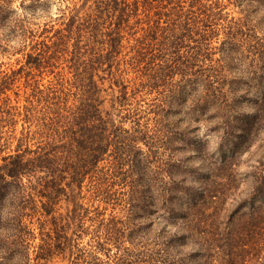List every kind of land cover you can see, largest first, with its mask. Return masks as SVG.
Masks as SVG:
<instances>
[{
    "label": "trees",
    "instance_id": "1",
    "mask_svg": "<svg viewBox=\"0 0 264 264\" xmlns=\"http://www.w3.org/2000/svg\"><path fill=\"white\" fill-rule=\"evenodd\" d=\"M9 1L0 0V6ZM231 2L236 1L80 0L59 28H50L49 37L24 53L17 69L0 76V264H48L56 256L65 264H110L113 249L125 252L116 264H207L211 251L223 264L243 261L241 253L253 234L264 230V0H248L255 24L229 18L224 10ZM1 33L6 42L14 40L10 35L22 34L26 47L27 33L0 7ZM220 34L223 55L212 60V43ZM29 35L31 42L34 35ZM62 57H67V79L56 73L48 86L35 79L45 69L54 73ZM225 70L234 76L227 79ZM124 74L133 75L127 80L131 94L143 99L148 113L183 108L185 125L202 121L213 133L217 146L212 155L219 159L212 157L211 164L217 171L205 173L204 186L187 187L185 177L177 179L174 171L159 169L153 176L141 168L147 157L141 160L139 142L148 139L150 148L158 143L163 152L170 151L160 166L171 167L174 152L184 148L175 145H185L186 133L157 128L158 139L148 136L147 126L140 123L141 104L128 107ZM105 81L112 91L109 110L103 108ZM17 82L24 88L22 107L7 97ZM251 89L261 96L254 113L241 119L235 100ZM19 119L23 125L17 137ZM128 120L131 131L124 128ZM33 125L37 132L31 131ZM172 127L177 128L175 123ZM253 136L258 140L255 153L262 159L250 173L253 195L242 199L234 194L241 182L234 159ZM123 182L132 207L165 211L162 227L155 231L146 226L148 233L155 232L138 248L125 249L130 231L125 235L126 226L118 219L109 220L102 233L104 218H96L103 213L89 217L83 203L84 187L88 200L108 204L116 200L113 187ZM180 198L185 203L174 208ZM244 202H249V220L241 221L245 236L231 230ZM87 218L99 223L93 232L85 227ZM252 246L263 249L264 241L255 240Z\"/></svg>",
    "mask_w": 264,
    "mask_h": 264
},
{
    "label": "rangeland",
    "instance_id": "2",
    "mask_svg": "<svg viewBox=\"0 0 264 264\" xmlns=\"http://www.w3.org/2000/svg\"><path fill=\"white\" fill-rule=\"evenodd\" d=\"M80 0H10L4 7L0 6L3 10H5L6 14L9 17H12L18 21V25H20V28L27 33V37L25 38L27 41L25 42L26 47L22 48L23 43L20 41V37H22V34L20 36H14L13 34L10 35V40L12 41H4L2 37L5 36L4 33H1L0 35V76L4 74H9L11 71L17 69L23 62H24V53L30 52L31 47L34 46L36 43L35 41H40L41 39L45 37H49L52 34V31H50V28H59L60 24L66 18V16L69 13V9H71L74 5L78 4ZM236 2H231L227 5L224 12H227L229 14V18H234L235 20L240 18H248L247 20H250L251 24H255L256 18L255 15L250 8L248 0H235ZM226 2V0H224ZM261 25H259L256 28L257 34L261 35V31L258 30ZM30 34H33L34 37L33 40L30 42ZM15 37V38H14ZM128 37V36H127ZM223 39V35L220 34L217 41L214 40L212 43V46L215 47V49L212 51L214 54H212L211 58L212 60H216L219 58H222V52L220 51L221 41ZM35 43V44H34ZM123 46L128 45V39L124 38L122 42ZM65 59L67 57H62V60H59L57 62L58 68L53 70L54 73L50 74L49 69H45L44 73L41 77H36L35 79H40L39 81H42V85L45 84V86H48L47 84L51 81L52 83L55 82L56 77L67 79L68 78V72L66 69V62ZM56 73H59V75L55 76ZM132 74H129L128 76L124 74V84L128 85L127 94L129 96L128 99V107L136 108L137 104H141V113L142 119L140 120L141 124H145L147 126L148 130V136L154 137L153 140L158 139V136L155 132V129H161L163 131L170 130L171 128L177 130V131H184L186 136V143L185 145L182 144H176L175 147L183 146L184 148L179 149L178 151L174 152V159L175 163L174 166L168 167H161L160 161L161 160H167V156L170 153V151L163 152L164 149H162L157 141L153 142V145L157 146L151 147L147 144L150 140H146L145 142H139L138 146L141 148V152L143 155H141V160H143V156H146L145 161H143L141 168L146 169L145 171H151L153 173V176H155V173L159 171V169H163L162 171H174V175L177 179L181 178V176L185 177L186 186H195L198 185L197 183L202 182L203 186L205 185V173L207 171H217L214 169L215 166H213L211 163H214L213 158H216V161L219 159V156L215 153L212 155L213 152H215L217 141H215V137L212 132L207 131L206 125L202 122H191L189 125H185V122L183 121L185 119L184 114L181 112L183 108L180 110L175 108L170 112H160L159 114L154 113H148L149 109H147V106L145 105V102L142 101L143 99L138 95H132L131 94V84L127 82L128 79L132 78ZM224 76H226L227 79L232 78L234 74L229 71L225 70ZM176 79H180L179 76H177ZM21 87L20 90H18V86ZM108 82L105 81L104 87H106V92H104V97L106 98V102L103 104V108L105 110H109L108 107V99L110 98L111 90L107 89ZM114 94L118 95V87L113 86ZM7 97L11 100V103H15L16 100H18L17 105L19 107L24 106V88L23 84L20 82H17L15 85H13L11 91L7 93ZM242 98L238 101L235 100L237 103L235 112L239 113V116L242 115L241 119L245 116H251L254 113L255 109V101L261 96L258 94L257 91L251 89L248 92L241 94ZM148 101V99H147ZM176 107V103L172 106ZM39 106L37 107V109ZM169 110V109H168ZM179 110V111H178ZM156 121H161V124H156ZM167 120L169 124H165V121ZM23 121L21 119L18 120L16 125V133L17 137H19V131L22 128ZM172 123L176 124L177 128L172 127ZM159 125V126H158ZM237 125V124H235ZM26 126V124H24ZM132 123L128 121L124 122V128L130 129L132 127ZM256 129V126L254 127ZM34 132L37 130V127H34V125L31 127V131ZM37 132V131H36ZM38 135V134H37ZM39 136V135H38ZM252 142L248 144V148L243 149L242 152H240L234 159L235 163V170L240 171L239 176V182L237 185V188L234 192V194L238 195L242 199H248L251 195H253V183L251 178V171H257L258 167V160H261L262 158L259 157L257 153H255V146L257 145V138L252 137ZM38 141V140H37ZM28 143H35V141H28ZM178 143V142H175ZM36 144V143H35ZM16 145V140L12 141L11 148L13 149ZM32 148H35V145H31ZM154 152V154L151 153ZM2 154H0L1 156ZM213 157V158H212ZM228 160L232 159V157L228 154L227 155ZM264 161V160H263ZM180 163V166H177ZM261 163V162H260ZM215 164V163H214ZM217 168V167H216ZM213 169V170H212ZM181 171H186L181 173ZM146 188V196L149 197L150 190H147ZM150 189H153V186L150 187ZM113 190L117 192L116 200L113 199L108 204L103 201L98 200H88L89 193L86 191V187L83 189V193L86 195V198H84L83 203L84 207L88 208V215L89 217H94L96 215V212L103 213L101 217L96 218H104L101 231L103 233L104 226L110 222L109 220L118 219L122 221L126 226L125 235L128 234V231H130V234L128 235V238H126L128 241L124 243V246L127 247L125 249L138 246L146 239L147 235L149 233L155 232L159 230L162 225L164 224V220L162 219L163 214H165L164 209H152L150 212H143L139 210L136 207H132L133 205L132 200L130 197H128V190L129 186L126 183L119 184L117 183ZM145 190V189H144ZM232 194V192H230ZM231 197L228 195L227 198V209L230 207L231 203ZM185 199L180 198L179 201L174 202V208H178V205L181 203H185ZM249 201V200H247ZM256 201V205H257ZM244 206L241 208L238 215H236L235 219L237 221V226L231 225V230L236 232V230H239V232L244 233V227L246 226V223L242 224V220L248 221L249 215H248V206L249 202L242 203ZM129 209H131L129 211ZM262 210V217L264 215V209ZM99 214V213H98ZM100 215V214H99ZM239 216V217H238ZM260 222L262 221V218H259ZM223 221V220H222ZM224 222H227L224 220ZM238 223L240 226H238ZM99 223L97 221L90 220L87 218V221L85 223V227L89 228V232H93V230H96L97 225ZM34 226V225H33ZM148 226V229H152L155 231L147 232L148 230L145 229V227ZM35 227H37V224H35ZM240 228V229H237ZM234 229V230H233ZM37 232V228H36ZM124 235V236H125ZM90 238V234H87L83 236V241L86 242ZM244 239H247L246 237ZM255 240H259V243H262L264 241V230L260 231L258 234H253L252 239L248 242L247 246L245 247V252L241 253L244 255L245 258H243V261L236 264H263L264 263V248L260 249L259 247L252 246V243ZM39 239H35L34 242H38ZM135 248V251L137 250ZM212 253V254H211ZM125 254L124 251H118L113 249L111 251V259L110 264H116L115 260L116 258L124 257ZM211 257L207 259V264H223V261L221 259H216L214 256V253L210 252ZM104 258V257H102ZM263 258V260H262ZM128 261V260H127ZM126 261V262H127ZM238 261V260H237ZM119 261H117L118 263ZM48 264H65V261L63 260L62 256H56L52 261H50ZM134 264H140L139 262Z\"/></svg>",
    "mask_w": 264,
    "mask_h": 264
}]
</instances>
